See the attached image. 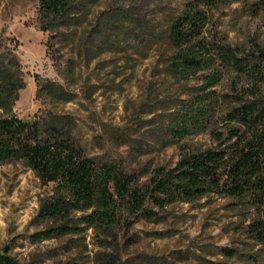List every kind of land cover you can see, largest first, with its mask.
Returning a JSON list of instances; mask_svg holds the SVG:
<instances>
[{"label": "rangeland", "instance_id": "rangeland-1", "mask_svg": "<svg viewBox=\"0 0 264 264\" xmlns=\"http://www.w3.org/2000/svg\"><path fill=\"white\" fill-rule=\"evenodd\" d=\"M74 2L67 17L52 21L40 0H0V117L57 126L87 155L143 182L156 166L172 167L184 148L216 144L210 129L227 124L224 98H251L254 77L222 66L211 51L230 48L253 61L264 46V0ZM194 8L204 23L183 46L205 60L173 74L168 29ZM192 107L195 114L206 107L209 124L174 137L172 119ZM53 189L21 161L0 164V252L17 264H264V244L245 228L264 220L251 197L214 193L163 209L148 204L151 219L122 210L109 232L73 212L69 222L81 231L36 239L55 225L38 215Z\"/></svg>", "mask_w": 264, "mask_h": 264}, {"label": "trees", "instance_id": "trees-1", "mask_svg": "<svg viewBox=\"0 0 264 264\" xmlns=\"http://www.w3.org/2000/svg\"><path fill=\"white\" fill-rule=\"evenodd\" d=\"M208 1L196 0L193 4ZM40 6L55 21L67 17L76 4L74 0H40ZM192 11L174 18L168 29L172 53L167 62L173 74L197 68L205 60L204 53L198 56L194 46H183L189 36L201 33L204 23V13L198 8ZM255 51L253 61L246 63L230 48L211 51L217 53L222 66L254 77L251 98H224L227 124L222 131L210 129L216 144L184 148L172 167L156 166L143 182L113 161L87 155L57 126H41L36 120L15 115L0 117V164L21 161L43 184H54L53 193L40 199L38 215L54 220L55 225L36 232V239L81 231L69 222L73 212L85 213L82 218L87 227L109 232L122 210L151 219L156 212L148 204L163 209L214 193L229 198L251 197L257 209L264 211V46H257ZM1 99L6 101L7 94ZM192 109V114L189 110L172 119L176 120L171 127L174 137L209 124L206 107L197 108L196 114ZM245 228L264 244L263 219H252ZM225 252L229 254V250ZM0 264L17 262L0 252Z\"/></svg>", "mask_w": 264, "mask_h": 264}]
</instances>
